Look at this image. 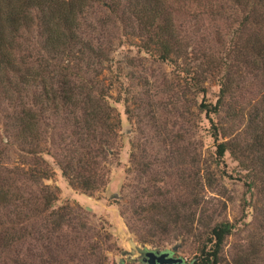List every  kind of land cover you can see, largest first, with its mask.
Returning <instances> with one entry per match:
<instances>
[{"label": "trees", "instance_id": "trees-1", "mask_svg": "<svg viewBox=\"0 0 264 264\" xmlns=\"http://www.w3.org/2000/svg\"><path fill=\"white\" fill-rule=\"evenodd\" d=\"M98 8L104 17L96 16ZM112 20L132 27L140 46L159 61L189 74L184 85L193 94L204 95L206 80L215 77V102L195 98L197 112L222 111L230 124L243 122L242 131L226 133L225 125L209 118L210 136L217 162L228 151L244 171L248 189H259L264 206V0H0L3 264H27L18 258L27 239L40 247L36 253L27 248L38 259L28 264H112L102 252L100 233L69 203L54 207L58 187L42 183L54 173L44 153L83 192L91 194L108 180L121 131L119 111L100 76L111 60L114 23L107 22ZM209 23L216 27L208 29ZM120 89L116 101H124L129 116L128 98ZM133 145L130 161L137 158ZM200 152L190 157L198 165L192 174L179 165L181 171L175 172L181 186L191 179L190 201L161 195L140 205L143 224L138 227L150 237L181 243L192 238L197 245L191 264H220L223 243L235 225L220 219L193 228L192 206H198L211 178ZM11 154L20 160L13 161Z\"/></svg>", "mask_w": 264, "mask_h": 264}, {"label": "rangeland", "instance_id": "rangeland-1", "mask_svg": "<svg viewBox=\"0 0 264 264\" xmlns=\"http://www.w3.org/2000/svg\"><path fill=\"white\" fill-rule=\"evenodd\" d=\"M96 12L98 17L105 16L99 8ZM111 23H114L112 40L108 43L111 60L106 61L100 76L112 94L108 100L116 106L121 117L118 154L109 163L107 182L88 194L71 186L52 157L44 153L54 173L42 183L58 187L54 207L69 203L72 209L82 213L92 231L100 233L102 252L106 261L112 264H146L140 258V251L172 250L173 246H176L175 256L183 257L184 264H191L197 245L194 239L181 243L167 237L147 236L138 227L143 224L140 219L143 212H137L140 205H150L162 199L161 195L168 198L177 195L190 201L194 192L191 179L181 186L175 172L181 171L179 165L192 174L198 165L190 157L200 149L198 155L207 162L211 178L200 192L198 206H192L195 211L193 228L198 231L203 227L202 223L220 219L232 221L235 227L225 238L219 254L220 264H264V206L259 200L260 191L248 189L244 171L228 151L217 162L215 142L209 131V118L215 124L225 125L226 133L242 131L243 122L230 124L222 111L209 115L197 112L195 98L199 100L203 96L206 101L215 102L217 80L215 77L206 80L204 95L193 94L184 85L189 74L168 62L159 61L154 53L142 48L137 33H130L132 27L123 28L118 20L107 22ZM207 25L208 29L216 27L212 23ZM210 44L208 41L203 45ZM119 88L122 96L128 98L129 116L124 101H116ZM128 126L131 131L125 130ZM131 142L137 157L134 161H130ZM11 158L20 160L16 154H11ZM160 186L162 193L158 194L157 187ZM32 188L37 191L36 185ZM32 243L38 245L32 239L21 243L22 249L18 253V258L27 264L38 260L27 250L31 247V252L36 253L40 249ZM2 262L3 258H0V264ZM69 263L80 264V261Z\"/></svg>", "mask_w": 264, "mask_h": 264}, {"label": "water", "instance_id": "water-1", "mask_svg": "<svg viewBox=\"0 0 264 264\" xmlns=\"http://www.w3.org/2000/svg\"><path fill=\"white\" fill-rule=\"evenodd\" d=\"M176 246H173L174 251ZM170 250L159 251L154 249H147L144 252V260L148 264H184V258L181 256L170 255Z\"/></svg>", "mask_w": 264, "mask_h": 264}, {"label": "flooded vegetation", "instance_id": "flooded-vegetation-1", "mask_svg": "<svg viewBox=\"0 0 264 264\" xmlns=\"http://www.w3.org/2000/svg\"><path fill=\"white\" fill-rule=\"evenodd\" d=\"M147 250V249H146ZM146 250H144V251H140V258H141V260L143 261V262H145L146 264H148L143 258H144V252L146 251ZM154 250H157V249H154ZM159 251H163V250H161V249H158ZM170 255H175L174 253H173V250H170V253H169Z\"/></svg>", "mask_w": 264, "mask_h": 264}]
</instances>
